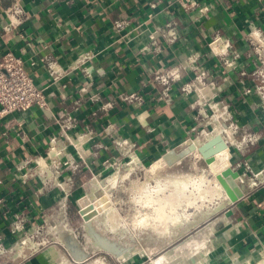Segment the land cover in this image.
Wrapping results in <instances>:
<instances>
[{
    "label": "crops",
    "instance_id": "0c3cea01",
    "mask_svg": "<svg viewBox=\"0 0 264 264\" xmlns=\"http://www.w3.org/2000/svg\"><path fill=\"white\" fill-rule=\"evenodd\" d=\"M19 1L30 18L7 32L6 10L15 0H0V53L11 50L24 59L35 83L44 89L47 106L0 116V241L8 246L17 240L12 224L22 216L29 233L43 223L49 242L28 251L26 258L4 264H108L103 256L82 260L95 250L80 244L82 226L87 223L80 209L97 197V179L116 168L110 163L127 159L114 142L117 137L135 143L143 162L190 144L189 131L197 124V110L192 107L197 95L186 94L181 85L194 77L193 66L209 71L212 82L206 95L230 103L240 125L236 139L244 131L261 135L241 150L231 146L230 161L247 160L253 171L264 169V108L256 93H246L258 82L251 59L255 52L246 36L252 26L264 31V0H196L199 6L191 10L174 0H163L155 8L150 6L152 0ZM204 5L209 10L203 13L199 8ZM168 19L178 22L180 37L172 43L160 39L161 51L143 50L151 42L149 33ZM216 40L220 42L213 47ZM227 42L228 52L241 55L226 69L223 48ZM83 52L93 56L77 65ZM52 60L67 71L56 81L48 72ZM172 66H180L183 75L171 84L167 102L158 98L164 87L155 71ZM84 85L86 91L81 90ZM131 93L142 95V102L120 97ZM108 102L113 105L105 110ZM86 132L87 139L81 140ZM53 145L59 171L46 160L44 171L20 178L17 165L29 157L47 158L55 150ZM34 165L31 162L23 171L31 172ZM240 184L245 188L243 197L228 202L227 209L235 223L216 234L201 264H254L260 258L264 183L251 187L246 178ZM71 208L76 209L78 225L70 217ZM66 235L70 240L64 242L65 248L60 241ZM74 250L82 258L77 259Z\"/></svg>",
    "mask_w": 264,
    "mask_h": 264
},
{
    "label": "rangeland",
    "instance_id": "374dc122",
    "mask_svg": "<svg viewBox=\"0 0 264 264\" xmlns=\"http://www.w3.org/2000/svg\"><path fill=\"white\" fill-rule=\"evenodd\" d=\"M262 58H264V51H262ZM182 148H184L183 145L177 149ZM218 154L224 155L223 152ZM152 162H144L141 165L127 158L119 169H111L97 179V182H100L94 194L97 197L90 198L82 208L94 204L99 196L106 194L107 198L101 200V204L104 206L109 203L106 207L110 206V212L113 215L116 212V217L110 213V215L107 214L109 218L103 210L92 221L83 224L84 231L79 237L80 244L95 250L90 256L85 255L82 258L83 261L86 259V261H91L103 256L108 264L114 262L117 264H154L153 259L166 256L165 264H201L203 253L211 249L216 234L227 231L235 223L227 212L230 202L219 203L221 199L212 196L207 191L200 194L198 202L201 204L203 200L204 203L201 206L195 203L186 204L188 190H190V184L187 181H197L202 176L213 177L211 164H207L200 153L188 155L172 166H162L158 175L148 169ZM115 174L119 175L115 184L106 181L108 177ZM170 177L179 182L185 179L184 183L188 184L177 182L175 189V186L166 183ZM158 180L163 183L162 187L159 186ZM203 183L206 185L205 182ZM183 190L185 194H188L185 195L186 198L183 197L185 200L182 198L179 203L172 204V201H169L170 205H162L160 199L164 196L179 195ZM89 195L87 194L86 198ZM211 196L213 199H210ZM74 213L76 209L71 208L72 216L70 217L74 225H78L80 221ZM112 226L117 227L118 230L116 232L110 230ZM65 228L68 231L70 226ZM69 240L70 237L66 235L62 239L63 242H60L66 248L67 245L64 242H69ZM71 251L70 249L68 252Z\"/></svg>",
    "mask_w": 264,
    "mask_h": 264
},
{
    "label": "built area",
    "instance_id": "2783aa9c",
    "mask_svg": "<svg viewBox=\"0 0 264 264\" xmlns=\"http://www.w3.org/2000/svg\"><path fill=\"white\" fill-rule=\"evenodd\" d=\"M174 1L179 3L184 10H191L199 6L196 0ZM161 2H163V0H152L150 6L155 8ZM199 10L203 13L207 12L209 6H201ZM6 14L10 18L9 23L4 26V30L7 32L22 26V24L30 18L29 13L19 0H15L13 5L7 8ZM150 16L152 17L153 15L150 14ZM127 22L128 20L126 23ZM120 23L123 24V22ZM122 24L120 26H122ZM21 36L23 35L21 34ZM149 37L151 42L150 44L143 46V50L152 52L161 51L163 49V45L160 43L161 40L172 43L180 37L179 24L173 19H168L163 24L156 27L155 30L150 32ZM246 39L255 52V57H252L251 59L256 66L253 74L258 79V82H256L253 87L247 88L246 93H256L264 108V58H262V51H264V31L257 26H252L247 33ZM229 46L230 44L227 42L223 48V54L225 56L223 63L226 69L232 67L235 60L241 55L239 51L228 52ZM92 56L93 54L91 52H83L76 62L77 65L85 63L87 60L91 59ZM190 60L191 62H194L195 58H190ZM72 66L76 67L75 64ZM192 69L195 72L194 77L181 85L182 91L186 94L195 92L197 95V98L192 104V107L197 110V124L189 131L191 136L190 143L195 141L204 142L208 140V138L214 136L217 129L227 142L229 149L231 146L236 145L237 148L241 150L243 149L244 144L247 146V144L258 141L261 135L251 131H244L241 139H236L235 134L239 132L240 125L238 121L234 119L230 103L223 100H216L213 96H207V86L212 82L209 76V71L199 68L198 66H193ZM48 72L52 79L56 81L67 71L64 68H61L56 60H52L49 62ZM86 72L88 73V71ZM182 75L183 69L180 66L159 68L155 71V78L163 83L164 87L161 95L158 97L160 100L163 99L167 102L170 101L169 91L171 84L175 81H180ZM81 90L86 91L87 86L84 85ZM96 97L97 96H94L92 99L96 100ZM120 97L127 102H142L143 99V96L137 93L121 94ZM34 105L43 108L47 106L44 89L35 83L21 56L16 55L11 50L0 53V116H6L14 112H24ZM112 105L113 102H108L103 107L107 110V108L112 107ZM209 125H211V127H209ZM66 126L67 128H70L72 125L70 122H67ZM216 126H219L220 128H216ZM89 134L91 135V132H89ZM87 135L88 133L86 132L81 134L79 138L82 140L85 136L87 137ZM86 139L87 138H85V140ZM55 141L56 140L53 139V142ZM114 142L125 157L133 162L135 161L137 164L143 165L144 162L139 158L135 151V143L123 139L122 137H117ZM54 148L55 146L53 145L51 149L53 150ZM57 156L58 152L55 148L53 153L47 156V158H27L17 165L20 178L33 177L40 173V171H44L42 167L48 166L47 161L56 167V171L58 172L60 160H58L59 158ZM31 162L35 163L31 172L23 171V169L31 164ZM110 164H114L112 166L119 169L122 161ZM229 166L238 171L240 168H244L243 173L239 172L240 175L238 180L240 183H244L246 178L251 187H257L264 183V169L257 172L253 171L250 162L247 160H239L235 164L230 161ZM44 229L45 225L42 223L33 230V232L29 233L25 229L24 218H22V216L18 217L12 224L13 232L18 234L17 240L8 246L0 241V264H4V262L9 259L15 260L18 258H26L28 251L33 252L40 246L49 242L48 238H45L43 235ZM254 264H264V247L260 251V258Z\"/></svg>",
    "mask_w": 264,
    "mask_h": 264
},
{
    "label": "bare ground",
    "instance_id": "6f19581e",
    "mask_svg": "<svg viewBox=\"0 0 264 264\" xmlns=\"http://www.w3.org/2000/svg\"><path fill=\"white\" fill-rule=\"evenodd\" d=\"M217 132V131H216ZM220 134V133H219ZM214 135H217L216 133H214ZM221 135V134H220ZM203 144V142H200V141H195V150H193L189 155H191V154H193V153H200L199 151H198V147L199 146H201ZM220 152H223L224 153V157L222 156V155H219L218 153H220ZM220 152H218V153H216L215 155H214V160L211 162V163H209V164H211V166H212V168H213V172L214 173H212L213 174V177H206V176H202V177H200V179H198L197 181H187L190 185H189V189L190 190H188L189 191V195L188 194H185L184 192H185V190H183L179 195H175V196H172V197H167V195L166 196H164V198L163 199H160L159 197V199H160V201H161V203H162V205L163 204H166V205H170V203H168L169 201H172V204H175V203H179V201L181 202V199L183 198V197H185V195H188L187 196V198H186V204L187 205H192V204H196L197 206H201L202 204H204L203 203V200H202V203L201 204H199L200 202H198L199 200V197H200V194H202L204 191H207V193H211L212 194V196H216L217 198H220L221 199V202H219V203H226V202H229L230 201V198L228 197V194L226 193V188H225V186L222 184V182L217 178V174H221L226 168H228L229 167V157H230V151H229V148L228 149H225V150H223V151H220ZM198 155V154H197ZM225 160H226V162H225ZM180 162V161H179ZM226 163V165H225V163ZM166 165H168L167 164V162L165 161V159L161 156L160 158H157V159H154L153 160V162L151 163V165L149 166V171H151L153 174L155 173V174H157L158 175V171H159V169L163 166V167H165ZM160 174V173H159ZM152 175V174H151ZM152 176H154V175H152ZM119 177V175H117V174H115V175H111L110 177H108L107 178V182H109L110 184H115L116 183V181H117V178ZM124 177V176H123ZM159 177V176H158ZM169 177V176H168ZM167 177V178H168ZM164 179H165V177H164ZM187 179V178H186ZM177 182H179L178 180H174V179H172V177H170V179H167L166 180V183H167V185H171V186H175V184L177 185ZM185 182V179H184V181L182 180L181 182H179V183H182V184H188L187 182L186 183H184ZM203 182H205V184L208 186V190H206V188H207V186L206 185H204V183ZM237 182H238V180H237ZM239 183V182H238ZM158 184H159V186L160 187H162L163 186V183L162 182H159V180H158ZM240 184V183H239ZM97 185H100V182H97ZM105 185V184H104ZM113 186V185H112ZM186 186H188V185H186ZM185 186V187H186ZM206 187V188H205ZM240 187H241V189H242V185L240 184ZM182 188H183V186L181 187V190H182ZM156 189V188H155ZM175 189H176V186H175ZM245 189V188H244ZM244 189H242L243 191H244ZM148 191V190H147ZM187 191V192H188ZM107 193V192H106ZM175 194H176V192H175ZM178 194V193H177ZM199 195V196H198ZM211 196V198L210 199H213V197ZM183 200H185L184 198H183ZM222 200L224 201V202H222ZM160 201H159V203H160ZM184 202V201H183ZM159 203H158V206H159ZM161 203H160V205H161ZM104 204V203H103ZM185 204V205H186ZM195 205V206H196ZM165 206V205H164ZM172 206V205H171ZM220 206V205H219ZM110 207V206H109ZM108 206L104 209V214L106 213V215L107 214H109L110 215V208H109ZM162 208V207H161ZM113 209V208H112ZM112 209H111V211H112ZM115 209V208H114ZM164 209V208H163ZM162 209V210H163ZM173 210V209H172ZM112 212H115V210H113ZM160 213V212H159ZM158 213V214H159ZM164 213H165V211H164ZM112 215H113V213H111ZM115 214H116V212H115ZM113 215V216H115L116 217V215ZM160 214H162V212L160 213ZM99 215V214H98ZM109 215H107L109 218H110V216ZM111 215V216H112ZM168 215V214H167ZM187 215V214H186ZM107 217V218H108ZM159 217V216H158ZM106 218V217H105ZM108 218V219H109ZM112 218V217H111ZM118 218V217H117ZM113 219H114V217H113ZM199 219V218H198ZM118 220V219H117ZM145 220V219H144ZM143 220V221H144ZM111 221V220H110ZM87 222H89V221H87ZM145 222V221H144ZM146 223V222H145ZM90 224V223H89ZM109 224H111V223H109ZM113 224V223H112ZM141 224V223H140ZM111 226V225H110ZM88 227V226H87ZM110 230H112V231H114V232H116L118 229H117V227H114V226H112L111 228H109ZM187 229V228H186ZM90 231H92V230H90ZM93 232V231H92ZM119 232V231H118ZM98 236V235H97ZM110 243V242H109ZM77 251L78 250H74L73 251V254H74V256H76L77 257V259H79V258H82L81 256H79V255H77ZM117 252V251H116ZM117 254H119V253H117ZM166 256H160V257H158V258H156V259H153V263L154 264H165V262H166ZM101 261V260H100ZM82 262V261H81ZM100 263V262H99Z\"/></svg>",
    "mask_w": 264,
    "mask_h": 264
},
{
    "label": "water",
    "instance_id": "95a60500",
    "mask_svg": "<svg viewBox=\"0 0 264 264\" xmlns=\"http://www.w3.org/2000/svg\"><path fill=\"white\" fill-rule=\"evenodd\" d=\"M219 42L220 40H216L213 44V47L218 45ZM228 148L229 146L224 140L223 136L217 134L204 141L203 144L198 147V151L202 155V158L205 160V162L209 164L214 160V155L216 153ZM193 150H195V142L188 144L182 149L171 148L163 153L162 157L165 159L169 166H172L179 161L181 162ZM239 175V171L234 170L230 166L226 168L221 174H217V178L226 188V193L230 198V203L237 202L244 195V191L242 190L243 188L241 189L240 184L237 182ZM106 198V194H102L94 204H90L80 209V213L82 214L85 221H90L106 208V205H108L109 203H106L104 206L101 204V200H105Z\"/></svg>",
    "mask_w": 264,
    "mask_h": 264
}]
</instances>
